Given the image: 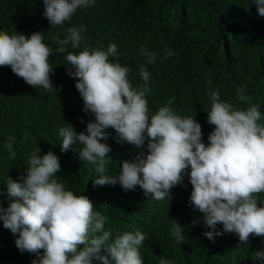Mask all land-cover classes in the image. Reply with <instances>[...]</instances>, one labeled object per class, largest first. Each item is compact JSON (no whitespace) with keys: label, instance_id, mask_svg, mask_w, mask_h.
<instances>
[{"label":"trees","instance_id":"obj_1","mask_svg":"<svg viewBox=\"0 0 264 264\" xmlns=\"http://www.w3.org/2000/svg\"><path fill=\"white\" fill-rule=\"evenodd\" d=\"M44 12L43 0H0V31L26 37L43 32V42L56 48L53 41L65 38L69 27L86 26L81 35L87 45L107 48L116 44L117 57L110 59L132 69L129 81L134 88L145 83L139 74V65H145L150 74L151 91L146 96L150 109L170 102L178 115L198 117L205 145L215 128L208 123L207 114L212 92L218 91L221 100L236 108L240 102L264 104V16L258 15L255 0H95L87 8H78L62 25H50ZM142 48L155 53L152 63H146ZM74 51L68 45L65 53L49 58L54 68L50 79L57 92L34 88L10 67H0V205L7 208L11 202L8 176L22 182L31 154L40 148L42 157L51 150L60 157L58 182L93 202V210L107 218L105 230H111L113 238L128 231L145 234L146 240L139 246L143 264H159L161 259L173 264H264V260L252 258L256 251H264V237L250 236L244 244L237 234L224 232L221 224L215 226L221 235L212 240L204 236L212 229L204 225L203 213L190 204L188 172L169 196L155 200L145 196L139 186L125 190L119 182L94 185L99 174L94 165L73 152L76 146L78 150L82 147L78 143L61 152V141L47 133L54 118H61L62 111L80 110L84 126L95 121L94 114L84 110L76 78L69 75L66 55ZM169 52L173 55L168 56ZM241 96L245 99L239 101ZM105 132L107 139L101 142L111 149L107 154L111 158L109 175L118 176L123 161L147 153V147L136 154L122 147L114 129ZM9 142L15 159L7 147ZM258 205L264 207V199ZM173 220L185 226L183 243L171 235ZM193 220H197L195 226ZM17 238L0 221V264H32L38 259L36 253L18 251ZM92 264L101 262L94 259Z\"/></svg>","mask_w":264,"mask_h":264},{"label":"clouds","instance_id":"obj_2","mask_svg":"<svg viewBox=\"0 0 264 264\" xmlns=\"http://www.w3.org/2000/svg\"><path fill=\"white\" fill-rule=\"evenodd\" d=\"M43 3L50 25H62L78 8H87L95 0ZM255 4L258 15L264 16V0H255ZM84 31L83 25L69 27L65 38L53 41L56 48L43 42V32L26 37L0 31V67H10L34 88L42 86L57 92L50 79L54 68L49 58L65 53L68 45L75 49L66 55L69 75L76 78L84 110L93 113L95 121L84 126L80 110L62 111L61 118H54L47 133L61 141V152L66 153L78 143L82 147L78 150L76 146L73 152L81 161L94 165L99 174L94 185L119 182L125 190L139 186L145 196L155 200L169 196L188 172L190 204L203 213L204 225L212 229L204 236L212 240L214 235H221L215 227L221 224L224 232L237 234L244 244L250 236L264 237V207L258 205L264 199V104L240 102L239 109L221 100L218 91L212 92L207 114L208 123L215 128L205 145L197 122L200 119L194 114L178 115L170 102L149 108L146 96L151 91L147 83L150 74L145 65H139L145 83L134 88L129 81L132 69L110 59L117 57L116 44L107 48L89 46L81 35ZM141 51L147 57L146 63L155 60V53L145 48ZM108 128L115 130L122 147L131 148L135 154L147 147V153L142 151L133 161H123L118 176L107 172L111 149L101 141L107 139ZM7 147L15 159L12 143ZM40 151L37 148L31 154L22 182L8 176L11 202L7 208L0 205L3 227L18 234L17 250L36 253L38 259L32 264H92L94 259L101 264H143L139 246L145 242V234L128 231L113 238L112 231L105 230L107 218L93 210V202L85 195L65 190L58 182L60 157L51 150L41 157ZM192 223L195 226L197 220ZM170 232L177 243H183L185 226L173 220ZM252 258L264 260V251H256ZM159 264L173 262L161 259Z\"/></svg>","mask_w":264,"mask_h":264}]
</instances>
